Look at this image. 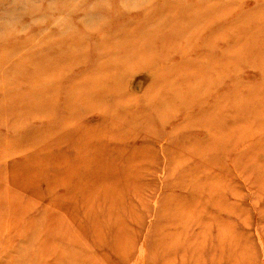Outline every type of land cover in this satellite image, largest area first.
Masks as SVG:
<instances>
[{
	"label": "rangeland",
	"instance_id": "obj_1",
	"mask_svg": "<svg viewBox=\"0 0 264 264\" xmlns=\"http://www.w3.org/2000/svg\"><path fill=\"white\" fill-rule=\"evenodd\" d=\"M0 215L4 264H264V0H0Z\"/></svg>",
	"mask_w": 264,
	"mask_h": 264
},
{
	"label": "bare ground",
	"instance_id": "obj_2",
	"mask_svg": "<svg viewBox=\"0 0 264 264\" xmlns=\"http://www.w3.org/2000/svg\"><path fill=\"white\" fill-rule=\"evenodd\" d=\"M156 10V9H155ZM154 46V45H153ZM150 48H152L151 46H150V44L149 43H138V48H137V50L138 51H140V52H144L145 50H148V51H152ZM153 49V48H152ZM132 50H133V48H132ZM131 50V51H132ZM123 53H125V51H122ZM193 171L194 172H198V170H195V169H193ZM204 171V170H203ZM98 176V175H97ZM57 179V178H56ZM194 191V190H193ZM191 210V209H190ZM195 210L197 211V209L196 208H194V207H192V212H193V215H195L194 213H195ZM204 216L206 217V220H209L211 217L205 212V211H203L202 213H201V215H200V217L198 218V220H199V222H201V220L202 219H204ZM6 221V217L5 216H2V215H0V223L1 224H3L4 222ZM194 221V220H193ZM11 222H12V219L9 221V229H11L12 228V226H11ZM197 223H198V221H197ZM224 223H222V225H223ZM233 231H235V229L234 230H232V232ZM211 232V231H210ZM209 230H206L205 231V234L204 235H208L209 233ZM10 237V239L11 240H13L12 239V237L11 236H9ZM238 238H239V236H238ZM26 239H22V241H21V243L19 244V245H17V246H15L14 247V250L13 251H11L8 255H6V256H10L11 257V259H10V261H11V263H12V259H13V256H14V253L15 254H23V256H26L27 254H29L30 255V248H31V245H30V243L29 242H27V241H25ZM222 241H223V245L225 244V241L223 240V239H221ZM237 244L236 242H230L229 244ZM238 243H242V241H238ZM16 249V250H15ZM214 251V250H213ZM59 256V255H58ZM3 258V257H2ZM2 258H0V259H2ZM58 258V257H57ZM251 259V258H250ZM31 261H32V263L34 264L35 263V261H36V259L35 258H31ZM251 261L252 262H254L252 259H251ZM245 262V259H241V261H238V264H245L244 263ZM233 263V262H232ZM0 264H4V262H3V260H1L0 261ZM13 264V263H12ZM237 264V263H236ZM250 264H252L251 262H250Z\"/></svg>",
	"mask_w": 264,
	"mask_h": 264
}]
</instances>
